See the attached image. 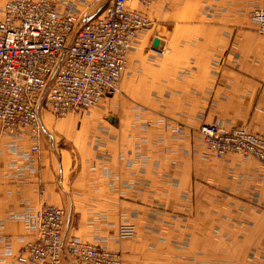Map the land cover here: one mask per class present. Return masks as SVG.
<instances>
[{
    "label": "crops",
    "instance_id": "crops-1",
    "mask_svg": "<svg viewBox=\"0 0 264 264\" xmlns=\"http://www.w3.org/2000/svg\"><path fill=\"white\" fill-rule=\"evenodd\" d=\"M53 1L86 22L111 0ZM263 5L133 4L150 24L117 95L81 117L40 109L36 141L0 134V264H20L41 202L64 210L62 238L97 242L123 264H264V166L205 155L198 134L211 123L264 134V36L248 16ZM126 224L134 235L121 239Z\"/></svg>",
    "mask_w": 264,
    "mask_h": 264
},
{
    "label": "built area",
    "instance_id": "built-area-1",
    "mask_svg": "<svg viewBox=\"0 0 264 264\" xmlns=\"http://www.w3.org/2000/svg\"><path fill=\"white\" fill-rule=\"evenodd\" d=\"M154 1L111 0L96 18L82 22L71 2L60 11L53 0H7L0 18V134L25 132L36 141L40 109L57 117L82 114L119 93L127 53L150 24L133 4L147 8ZM248 16L264 36V5ZM198 134L205 155L236 153L264 166V134L217 123L202 125ZM64 217L62 208L41 202L34 240L18 250L17 262L63 264ZM67 252L75 264H122L116 252L98 243L70 240Z\"/></svg>",
    "mask_w": 264,
    "mask_h": 264
},
{
    "label": "rangeland",
    "instance_id": "rangeland-1",
    "mask_svg": "<svg viewBox=\"0 0 264 264\" xmlns=\"http://www.w3.org/2000/svg\"><path fill=\"white\" fill-rule=\"evenodd\" d=\"M7 0H5L4 2H3V4L6 2ZM156 1V0H155ZM154 1V2H155ZM109 3V2H108ZM108 3H106L104 6H103V8L108 4ZM2 4V5H3ZM149 7V6H148ZM103 8H102V10H103ZM101 10V11H102ZM145 14V13H144ZM147 17V16H146ZM0 18H1V14H0ZM148 18V17H147ZM149 20V19H148ZM149 23H150V20H149ZM118 93H116V94H114V95H117ZM113 95V96H114ZM112 97V96H111ZM111 97H108V98H105V99H103L102 101H100V103L97 105V106H95V107H93V108H91L90 110H88V111H86V112H84V113H82V114H75V113H70V114H67V115H64V116H62V117H57V116H55V115H53L52 113H50L49 111H47L51 116H53L55 119H60V118H63V117H66V116H68V115H71V114H73V115H76V116H79V117H81V115H83V114H87L89 111H91V110H93V109H95L96 107H98V106H100L101 104H103L104 102H106L107 100L109 101V98H111ZM107 101V102H108ZM204 125V124H203ZM202 126V125H201ZM200 126V127H201ZM220 126V125H219ZM199 127V128H200ZM176 130V132H181V128H176L175 129ZM199 130V129H198ZM42 131V130H41ZM42 133V132H41ZM200 137V136H199ZM60 208V207H59ZM65 213V212H64ZM122 226H125V227H127V229H126V231L125 232H123V233H120V228L122 227ZM122 226H120V228H119V230H118V236L121 238V239H129V238H132L133 237V235H134V227L132 226V225H130V224H126V225H122ZM70 240H75V241H80V240H76V239H73V238H62V246H63V250H62V263L63 264H75V263H73V261H72V257H71V255L67 252V243L70 241ZM81 242H86V241H81ZM89 243H92V242H89ZM93 243H97V242H93ZM101 246H103V245H101ZM104 247V246H103ZM114 252V251H113ZM118 255H119V257H120V259H121V262H122V264H123V261H122V258H121V256H120V254L118 253V252H116Z\"/></svg>",
    "mask_w": 264,
    "mask_h": 264
},
{
    "label": "water",
    "instance_id": "water-1",
    "mask_svg": "<svg viewBox=\"0 0 264 264\" xmlns=\"http://www.w3.org/2000/svg\"><path fill=\"white\" fill-rule=\"evenodd\" d=\"M152 47H153L154 50H157V51L161 50V48H162L161 41L158 40V39H154L153 43H152ZM109 118H111V116Z\"/></svg>",
    "mask_w": 264,
    "mask_h": 264
}]
</instances>
